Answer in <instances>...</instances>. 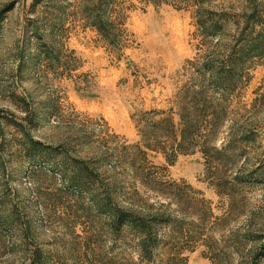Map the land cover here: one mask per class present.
I'll list each match as a JSON object with an SVG mask.
<instances>
[{
  "label": "rangeland",
  "instance_id": "374dc122",
  "mask_svg": "<svg viewBox=\"0 0 264 264\" xmlns=\"http://www.w3.org/2000/svg\"><path fill=\"white\" fill-rule=\"evenodd\" d=\"M247 20L264 29V0H0V264H28L36 249L45 264L136 262L131 234H113L105 205L89 199L114 190L175 215L185 261L172 264H246L264 240V55L224 93L198 64L234 54ZM202 91L218 105L213 144L238 162L217 171L196 146L171 165L161 152L144 161L135 146L146 114L178 126L188 112L193 133ZM73 159L96 175L71 183Z\"/></svg>",
  "mask_w": 264,
  "mask_h": 264
},
{
  "label": "trees",
  "instance_id": "16d2710c",
  "mask_svg": "<svg viewBox=\"0 0 264 264\" xmlns=\"http://www.w3.org/2000/svg\"><path fill=\"white\" fill-rule=\"evenodd\" d=\"M247 22L246 29L240 34L242 39L234 54L229 52L221 59L218 55L211 53L202 57L198 64L202 79L205 80L208 77L213 87L222 93L231 90L232 83L235 80L243 81L245 78L243 73H246L249 69L251 62L256 56L264 55V41L262 38L264 29L258 32L255 28L256 24H251L248 20ZM92 24L99 34L106 37V23L101 18H94ZM198 25L204 30L205 37L215 34L212 28H210V32L200 22ZM199 95L204 97L200 111L202 116L198 119L200 122H198V126L193 133H191V121L189 120L191 116L188 112L186 118L180 116L178 126L174 124L171 117H162L161 113L153 111L146 114V119L143 121L142 147L140 145L135 146L144 161H147L148 152H161L167 164L171 165L179 155L188 154L191 147L196 146L204 155L207 164L209 163L211 167H215L217 171L226 162H238L239 155L231 151L230 147L218 149L213 144L220 126L219 113L217 112L218 105H215L213 100L206 101V91H202ZM16 127L21 129L22 125L16 124ZM241 129H243V132L240 138L246 141L249 138L248 135L252 133L250 126L243 123ZM23 135V137H29L25 133ZM29 143L32 149L39 150L43 154L49 155L56 151L31 139ZM228 143L230 144V142ZM55 166L61 168L63 165L58 163ZM68 166L74 169V178H71L70 182L77 186L83 185L86 183L85 180L96 175L94 171L89 169L87 163L78 159H73ZM65 168L69 169L66 166ZM244 171V168L241 167L236 175L230 179L229 184H233L232 186L242 184L240 176ZM89 199L96 205H105L104 208H101L109 217L113 234L116 236H121L126 232L131 234L133 250L137 256V261H131V264H172L173 258L176 261H185V258H180V254L175 252L178 234L174 228L177 218L173 213L139 207L134 204H123L119 202L120 199L115 190L112 193L103 192L102 197L94 195ZM121 204L128 206L123 207ZM164 249L169 251L170 254L164 263H158L157 256ZM250 255L244 261L246 264L264 263V240L258 244ZM28 264H45V259L40 250L33 251Z\"/></svg>",
  "mask_w": 264,
  "mask_h": 264
}]
</instances>
